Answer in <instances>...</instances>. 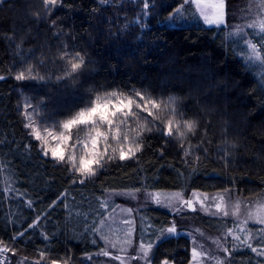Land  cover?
Masks as SVG:
<instances>
[{
  "label": "trees",
  "instance_id": "trees-1",
  "mask_svg": "<svg viewBox=\"0 0 264 264\" xmlns=\"http://www.w3.org/2000/svg\"><path fill=\"white\" fill-rule=\"evenodd\" d=\"M147 2L145 9L144 0H58L49 13L43 0H0V241L9 247L89 264L81 257L101 250L97 229L110 207L109 191L227 189L243 197L264 191V75L230 35L242 1L227 0L223 27L195 20L190 2L184 4L187 23L171 16L183 0ZM172 20L180 24L169 25ZM251 36L259 44L260 34ZM66 45L85 56L86 68L57 79L67 67L59 58ZM28 65L44 80H16ZM111 89L176 97L183 117L175 119L198 126L181 147L175 130L172 137L163 135L161 121L153 125L148 117L152 131L139 138L140 152L94 165L97 174L80 183V174L43 154L25 127L24 104L38 109V122L51 125L95 92ZM140 116L143 123L147 113ZM77 135L83 131L74 130ZM176 216L154 206L143 209L136 216L139 236ZM213 219L199 220L209 226ZM191 250L188 236L169 237L159 243L154 261L188 264ZM232 256V264H264V256L247 249Z\"/></svg>",
  "mask_w": 264,
  "mask_h": 264
},
{
  "label": "snow or ice",
  "instance_id": "snow-or-ice-1",
  "mask_svg": "<svg viewBox=\"0 0 264 264\" xmlns=\"http://www.w3.org/2000/svg\"><path fill=\"white\" fill-rule=\"evenodd\" d=\"M43 2L50 13L52 7L57 5L58 0H43ZM190 2L195 5V9L188 10L192 11L193 15L198 12L199 17L203 19L205 24H225V0H190ZM187 3H189V0H183L180 7L176 8L175 15H180L186 11L184 4ZM258 3L264 7V0H258ZM143 6L145 9L149 7L147 0H144ZM52 23L54 25L55 21ZM248 27L258 29L260 33L259 44L253 43L252 40L248 39L244 28L241 26L236 27L235 34L239 35L250 49L249 60L256 61L261 67H264V18L253 20ZM65 49L59 58L66 60L67 67L63 75L57 77V79L76 77L86 68V59L83 54L80 52H69L67 45ZM0 79H4V77L0 76ZM15 79L19 81L44 80V77L39 76L38 73L34 74L33 66L28 65L15 75ZM30 107H32L31 103L26 101L24 104V115L27 121L25 127L31 130L30 135L39 142V146L45 156L50 154L55 161L68 165L70 171L80 174L82 177L79 180L80 183H84L85 179L97 174L98 169L94 165L102 168L105 163L113 159H129L134 157L137 152H140L142 144L139 142V138L143 135V132L152 131V128L148 127V117L152 118L151 122L153 125L156 121H161L163 135L172 137L175 130V135L181 140V147H183V140L186 138L187 133L195 135L198 126V123L194 120L175 119L177 116L183 117V112L178 111L179 106L176 97L169 96L156 99L151 94L146 95L138 90H133L131 93L119 89L97 91L83 107L58 122L53 121L51 125L46 120L38 122L36 117L41 115L40 112L35 107H32V111L28 112L27 109ZM161 112L168 113V118L161 120L159 115ZM141 113H147L143 123H141ZM133 123L136 125L135 128L132 126ZM57 127L59 130H57ZM181 128L184 130L182 131ZM74 130H77V132L83 131V136L77 135L74 138ZM132 133H135V136ZM109 150H111V154H109ZM186 154H188L187 151ZM73 182L75 183L76 181L74 180ZM228 191L227 189L225 190V192ZM192 197V199L184 200L181 198L180 193H175L172 198H180V204L192 208L193 211L196 210L194 207L196 203L206 210L205 202L208 200L206 193L193 192ZM154 199L157 203H160L159 194H156ZM212 200L218 213L223 216L230 214L223 194L214 195ZM233 209L232 215H237L240 209L239 200L235 202ZM179 210L178 208L177 211ZM249 215L250 217L254 215L258 223L264 224V205L260 206L257 213H250ZM125 223L130 222L125 221ZM29 227H34V225ZM164 233L176 235L175 224L161 229L160 235L156 239L162 241ZM131 234V230L126 233L128 237H131ZM228 234L232 235V230H229ZM20 235H23V233ZM104 239L107 241L108 238L104 237ZM233 239L238 240L239 236H233ZM13 240H15V237H13ZM93 242L95 243V241ZM244 242L246 243V241ZM118 243L121 245L119 251L127 252V248L124 245H131L132 240L126 239L122 242L117 240L116 242H111L110 247L116 249ZM154 247L155 245L152 242H140L137 248L138 254L129 257V259L143 260L145 264H151L150 254ZM248 247L252 248L253 252L257 251L251 244H248ZM222 250L226 253L229 252L228 248H223ZM7 252H12L13 255L16 254L14 249L8 248L3 241H0V253ZM259 254L264 255V251ZM38 255L39 259L33 260L21 256L17 264H41L42 261L44 264H70L71 261V256L67 259L61 257L49 260L46 251L43 249L38 251ZM97 255L110 257L119 261L120 264H126L123 256L113 255L107 248L101 249ZM208 255V253L198 250L197 247H193L191 250L192 264H204V257ZM87 258L90 260L91 255ZM0 264H2V261H0ZM160 264H169V260L164 259ZM217 264H223V261L218 260Z\"/></svg>",
  "mask_w": 264,
  "mask_h": 264
},
{
  "label": "rangeland",
  "instance_id": "rangeland-1",
  "mask_svg": "<svg viewBox=\"0 0 264 264\" xmlns=\"http://www.w3.org/2000/svg\"><path fill=\"white\" fill-rule=\"evenodd\" d=\"M191 6L192 9H195V5L191 4ZM240 7L237 15L238 17L235 16L237 19L234 17L230 35L241 41L244 49L243 55L246 61L251 65L253 64L259 67L261 71L260 73L263 76L264 67H261L256 61L249 60L250 49L247 47L244 40L235 33L236 27L241 26L244 28L248 39L252 37V33L259 35L260 33L258 29L250 28L248 25L255 19L264 18V7L258 3V0H243ZM191 15L203 25L209 27H223L227 25V0H225L226 22L223 25L205 24L203 19L199 17L198 12L193 15L191 11ZM171 16L174 17V19L176 17L180 19L186 17V14L184 11L180 15H175V13H173ZM178 24H180V22L172 20L169 25ZM193 192L206 193L208 195V200L205 202L206 210L202 209L200 205L196 203L194 204L196 210L193 211L192 208L182 206L180 204V198H172L175 193H180L182 199H192ZM156 194H159L160 203H157L154 199ZM216 194H223L225 196L227 209L230 213L228 216H223L217 212L212 200V197ZM106 196L107 203L112 208H108L107 213L103 216L98 226V233L102 243L100 249L107 248V250L113 255L123 256L126 264H145V261L143 260L129 259V257L138 254L137 248L140 242H152L155 245L150 254L151 264H160L161 261L167 259L163 258L159 263L154 261L157 247L161 242L160 240H157L156 237L160 235L161 229L168 228L173 224H175L177 234L169 235L164 233L163 239L178 235L188 236L192 242V248L197 247L198 250L209 254L204 257V264H217L218 260H222L223 264H232L233 261H235L232 255L235 252L246 249L252 251V248L248 247V244H251L252 247L257 249V251L254 252L257 255H260L259 253L264 251V231H262L264 230V224L258 223L254 215L252 217L249 215L250 213H257L260 206L264 205V191L252 197H243L230 190L228 192H225V190L217 192L200 190H192L189 192L178 190H115L109 191ZM237 200L240 201L239 213L237 215H232L234 210L233 205ZM152 206L164 209L177 216L170 225H167L164 228L163 226L160 227L157 225L156 230L149 232L148 234L141 232L139 236L136 216L138 213L140 214L143 209ZM178 208L180 209L179 211H177ZM188 215H194L193 219L190 217L188 218ZM200 218L214 219L211 220L209 226H205L200 222ZM125 221H129L130 223H125ZM245 221H247V223H245ZM129 230H131L132 233L131 237L126 235ZM229 230H232V235L228 234ZM233 236H239V239H233ZM104 237L108 238L107 241ZM126 239L132 240L131 245H124V247L127 248V252L119 251V248L121 247L119 243L117 244L116 249L110 247L111 242H116L117 240L122 242ZM244 241H246V243ZM7 247L14 249L16 254L13 255L12 252L0 253V261H2V264H17V261L21 256L28 257L29 260L39 259L38 254L32 255L21 253L17 251L16 248L9 247L8 245ZM223 248H228L229 252H224L222 250ZM100 251L82 255L81 259L83 258L84 261L89 264H120L119 261L113 260L110 257L97 255ZM89 255H91L90 260L87 258ZM48 259L51 260L50 258ZM73 262L74 260L71 259L70 264H74ZM41 264H44V262L42 261ZM169 264L175 263L169 260ZM188 264H192V260Z\"/></svg>",
  "mask_w": 264,
  "mask_h": 264
},
{
  "label": "bare ground",
  "instance_id": "bare-ground-1",
  "mask_svg": "<svg viewBox=\"0 0 264 264\" xmlns=\"http://www.w3.org/2000/svg\"><path fill=\"white\" fill-rule=\"evenodd\" d=\"M241 1H243V0H241ZM186 9V8H185ZM188 11L186 10L185 11V14H186V17H184V18H180V20L181 21H183V22H185V23H187L188 21H190V18H189V16H188ZM123 190H125V189H123ZM178 191H181V190H178ZM184 192V191H183ZM192 218L193 219V217H194V215H188V218ZM158 219V218H157ZM194 221V220H193Z\"/></svg>",
  "mask_w": 264,
  "mask_h": 264
},
{
  "label": "crops",
  "instance_id": "crops-1",
  "mask_svg": "<svg viewBox=\"0 0 264 264\" xmlns=\"http://www.w3.org/2000/svg\"><path fill=\"white\" fill-rule=\"evenodd\" d=\"M192 260V259H191Z\"/></svg>",
  "mask_w": 264,
  "mask_h": 264
}]
</instances>
